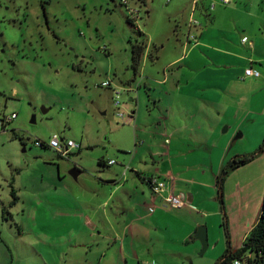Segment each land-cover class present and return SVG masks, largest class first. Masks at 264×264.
<instances>
[{"label":"rangeland","instance_id":"1","mask_svg":"<svg viewBox=\"0 0 264 264\" xmlns=\"http://www.w3.org/2000/svg\"><path fill=\"white\" fill-rule=\"evenodd\" d=\"M212 11L215 25L233 33L236 73L251 59L264 76V0H228ZM204 12L202 0H0V120L16 114L0 127V264H139L130 256L120 261L112 225L105 222L102 237L89 232L87 221L91 212H107L114 225L118 217L131 219L128 210L121 213V202L148 201L152 190L137 175L154 167L173 171L175 193L189 188L194 194L197 188L193 215L186 218L201 219L193 229L205 228L207 247L202 251L194 230L185 239L174 215L163 214L152 224L156 244L144 252V264H216L241 249L258 223L264 197V86L242 85L249 77L240 74L231 81V93L242 98L230 112L238 110L239 118L254 112L234 132L242 135L226 148L222 168L237 148L247 161L229 170L221 185L212 176L219 170L189 167L204 159L200 150L185 158L174 148L165 156L151 153L161 152L156 116L158 97L165 95L153 79L182 68L184 63L166 64L182 54L191 15L200 27L207 24ZM242 35L252 47L241 43ZM134 41L146 44L136 74L130 66ZM238 122L232 120L233 127ZM226 127L219 126V138L231 135L233 127ZM54 136L80 148L62 156L35 143ZM219 141L206 155L211 166L221 153ZM187 147L181 146L184 152ZM108 159L115 162L103 164ZM72 169L81 172L73 176ZM211 180L214 188L206 185ZM249 257L246 251L242 264Z\"/></svg>","mask_w":264,"mask_h":264},{"label":"crops","instance_id":"2","mask_svg":"<svg viewBox=\"0 0 264 264\" xmlns=\"http://www.w3.org/2000/svg\"><path fill=\"white\" fill-rule=\"evenodd\" d=\"M202 2L205 11L204 14L207 16L206 18L208 20L207 24L200 27L199 23H192L191 19L194 18L192 17L193 15H191L185 27V31L182 32L184 37V41L181 45L182 54L175 55V57L166 64L167 67L176 63H184L182 68L170 75L164 73V77L161 79H153L155 83H160L161 89L165 95L158 97L161 108L158 111V116H156L158 122L156 133L160 141H162V143L158 141L161 152L155 151L151 153L165 156L174 148V150H177L184 158L189 154L191 156L198 154L196 153L198 150L210 156L218 143L217 141L220 139L221 153L219 154L215 166H211L209 162L207 163L206 155L203 153L201 154L204 159L202 158L198 161L195 166H189L190 168H194L193 170L212 174L214 172L218 173V170L220 173L222 163L226 157V148L234 146L236 142H233V140L240 138L242 135L239 132L233 135L234 132L240 129L244 120H246L245 117L253 114L254 111L248 110L240 115V118L237 117L239 113L238 110L236 111L235 109V112H230V107L234 104L238 105L237 102L242 98L235 90L231 93L230 84L231 81L235 80L236 74H240L242 78L244 70L236 73L238 71V62L236 60L234 62L231 61L232 58H237L238 56L234 51H231L232 47H234L232 46L233 33L215 25L217 12L213 15L212 9H216L218 6L220 7L223 3H221V0H202ZM212 4H214V7L210 9L209 6ZM243 36L245 35L240 37L241 43H247L249 47H252V43L249 40L242 42ZM193 38L196 40H193ZM196 47L204 49L205 55L193 52ZM244 64L245 69L247 66L251 65L254 67L256 63L254 60L249 59L246 60ZM241 84H254L259 90L264 86V76H261V74L257 78L250 76ZM254 92L257 93L258 91L255 90ZM161 99L163 104H161ZM225 113L228 114V116L222 121ZM237 118L240 123H236L233 127L232 120ZM223 124H227L225 130L228 131L232 127L233 129L231 135L226 138H219L218 129H220L219 126ZM242 144L243 143L240 142L237 146H241ZM183 145L188 146L186 152L181 148ZM237 153H240L238 148L234 154ZM238 154L235 155V157H239ZM203 162L205 164L207 163L206 167L201 166ZM153 174L166 180L168 186L173 188L175 193L172 170L166 169L165 171H160L157 167H154V170L147 173H138L137 176L138 179H141L139 180L140 182L142 181L141 184H146L151 190L147 178ZM215 175L216 174H213L212 176L213 178L216 177V183L218 176ZM125 180H127V178H125ZM134 182V186L140 187V185H137L136 181ZM213 183L214 180H211V183L206 185L214 188L212 186ZM197 184L205 185L203 182H197ZM218 184L217 182V186ZM192 189L195 190L194 194H192L193 191L189 188L175 193L184 198V204L177 208H168L170 206L162 202L160 198L156 197L151 191L150 195L146 197L148 201H146V199L136 200L134 206L130 203L129 205L125 204V206L124 203L121 202V207L123 208L121 213L123 214L125 210H128L131 214V219H128L127 215L123 217V220L118 217V223L116 225L113 224L112 218H110L107 212H103L102 216L97 215L95 212H91L93 218L88 217L87 228L91 233H97L99 236L107 237L105 233V222H107L108 225H112L111 231L113 234V241L116 245L120 261L127 263V258L130 256L131 259L137 260L139 264H144V252L153 251L156 244L155 236H153L154 234H152L151 231L152 224L156 223L158 225V223H160L159 219L163 214L167 215L172 213L174 215L176 218L175 222L182 227L184 233L183 237H185V239L191 236L193 230L195 234L198 228L203 227L199 226L197 229H193V226L201 222L199 217H193L196 219L194 223L191 221L188 222L186 218L187 213L188 216L193 215L189 212L190 209H193L191 203L194 201L196 202V195L199 196L197 188ZM141 192L143 193V190ZM90 205L89 203V206ZM173 210H176V212H173ZM114 215L115 217L117 216L116 213ZM169 224H171L170 221H168V226ZM177 237L181 238V235ZM99 264H102V262Z\"/></svg>","mask_w":264,"mask_h":264},{"label":"trees","instance_id":"3","mask_svg":"<svg viewBox=\"0 0 264 264\" xmlns=\"http://www.w3.org/2000/svg\"><path fill=\"white\" fill-rule=\"evenodd\" d=\"M128 21L130 23L132 22L130 18H128ZM137 32L140 35H144L140 29L137 30ZM145 47L146 44L144 41L142 42L134 41L130 46V52H131L130 66L134 74L138 72V68L141 63ZM149 57L153 59L152 55ZM246 161H247L246 157H238V156L234 157L233 160L228 161L226 166H224L220 170V173L217 177V182L221 185L222 178L226 173H228L229 170L240 166ZM97 162L101 164V160H98ZM103 164H105V162H103ZM11 195L13 198V203H15L17 200V196L13 188H11ZM4 211L5 210L3 209L2 212L4 213ZM246 251H250L251 254L253 255V258L250 257L247 258V264H264V197H263L262 208L259 213L258 223L255 226H253L252 230H250L248 236L245 239V242H243V246L241 247V249L237 250L236 252L230 251L219 262L217 261L216 264H231L233 259L242 258Z\"/></svg>","mask_w":264,"mask_h":264},{"label":"built area","instance_id":"4","mask_svg":"<svg viewBox=\"0 0 264 264\" xmlns=\"http://www.w3.org/2000/svg\"><path fill=\"white\" fill-rule=\"evenodd\" d=\"M196 2V1H195ZM221 3L228 4V0H221ZM214 7V4L210 5L209 8L212 9ZM191 22L194 24H198L197 21L194 19H191ZM193 40H196L193 38ZM248 39L246 36L242 37V42H246ZM259 77L260 73L259 71L251 66H247L244 69V75L242 78L246 77ZM103 86L109 85V81L102 82ZM14 117H16L15 112H12L8 117H5L4 119L0 120V127H4L6 123H9ZM36 144L38 145H44L49 148H53L56 151H58L62 156H65L69 153L70 148H80L78 143H75L74 140L69 139L67 141H63L62 138H59L57 136H54L51 140H49L48 143L43 142L41 140H36ZM115 161L108 159L105 161L106 164H113ZM147 182L149 183L152 193L160 198L162 202H164L166 205L171 206L172 208L181 207L184 203V198L181 195L175 194L173 191V188L168 186L166 180L162 179L161 177H158L157 175L153 174L148 176ZM234 264H242L243 257L242 258H236L233 260Z\"/></svg>","mask_w":264,"mask_h":264},{"label":"water","instance_id":"5","mask_svg":"<svg viewBox=\"0 0 264 264\" xmlns=\"http://www.w3.org/2000/svg\"><path fill=\"white\" fill-rule=\"evenodd\" d=\"M80 172L81 171H78L77 169H72L71 174L73 176H76ZM195 237L201 239V241H202V251H204L206 249V247H207V242H206L207 241V236H206L205 228L204 227L198 228L196 233H195Z\"/></svg>","mask_w":264,"mask_h":264}]
</instances>
